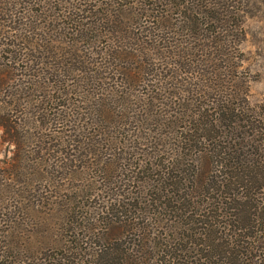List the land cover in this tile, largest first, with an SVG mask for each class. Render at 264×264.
I'll use <instances>...</instances> for the list:
<instances>
[{
	"label": "trees",
	"instance_id": "16d2710c",
	"mask_svg": "<svg viewBox=\"0 0 264 264\" xmlns=\"http://www.w3.org/2000/svg\"><path fill=\"white\" fill-rule=\"evenodd\" d=\"M246 1L0 0V129L15 146L7 175L14 200L0 192V264L26 262L16 235L44 201L71 238L97 230L92 216L108 222L141 209L150 217L152 203L159 213H180L184 238L199 251L159 250L154 264L264 256L260 187L240 148L248 145L249 103L236 101L233 89L184 88L181 77L186 35L225 54ZM188 69L204 73L200 62ZM197 157L219 174L206 181L190 173ZM148 227L143 222L139 233ZM69 242L41 264L74 263ZM125 252L110 241L84 264L132 261Z\"/></svg>",
	"mask_w": 264,
	"mask_h": 264
},
{
	"label": "rangeland",
	"instance_id": "374dc122",
	"mask_svg": "<svg viewBox=\"0 0 264 264\" xmlns=\"http://www.w3.org/2000/svg\"><path fill=\"white\" fill-rule=\"evenodd\" d=\"M236 18L238 25L231 32L233 37L225 39L226 45L223 49L226 53L223 55L217 52L218 43L210 40L195 43L196 40L186 35V41L181 46L185 48L181 60L188 64V67L184 68L181 77L184 80V88L189 87L190 83H197L204 90L209 88L208 92L211 94L215 92L218 95L220 90H215L217 87L233 89L232 92L238 93L236 101H248L249 113L252 114L244 130L248 145L240 148L248 158L247 170L260 187L256 194L260 201L256 216L258 224L264 228V0H247L236 13ZM195 46L198 48H194ZM196 59L202 63L204 73L198 74L196 70L188 69L196 65L197 62H194ZM216 73L220 76H216ZM5 138L3 129H0V192L4 193L6 203H10L8 199L14 200L15 197L12 190L14 185L11 186L12 181L7 175L15 146ZM195 164L196 167L190 173L198 171L206 181L219 174L218 171H212L211 161L207 163L204 157H197ZM4 171L5 178L1 177ZM90 205H95V201ZM157 205L160 206V202H157ZM138 206L144 208L146 205L139 203ZM34 208L37 213L31 212L33 217L31 225L16 235L22 243L20 251L26 260L24 264L28 262L41 264L42 258L53 255L59 257L64 247L70 244V239L77 249L78 259L69 264H84L87 258L90 259V255L93 256L96 249L104 247V244L110 241L119 242L121 248L126 251V256H134L132 261L128 259V263L126 257L121 256L118 262L120 264H138L139 259L147 264H154L152 257L156 253L159 254V250L172 252L182 244L183 246L189 244L196 252L199 251L194 239L187 241L184 238L186 233H183L185 229L183 225H187L184 219L179 217L180 213L169 211L167 214L164 210L159 213L153 203L150 217H142L145 215L141 213V209L136 210V214L108 222L98 221L97 216H92L90 222L97 230L94 233L89 230H77L72 238L60 231L58 217L54 215V211H50L49 202L36 204ZM15 216L18 217L17 213ZM79 221L87 223L88 220ZM143 222L148 224V232L139 233L138 228ZM249 264H264V256L261 258L259 256L255 263Z\"/></svg>",
	"mask_w": 264,
	"mask_h": 264
}]
</instances>
